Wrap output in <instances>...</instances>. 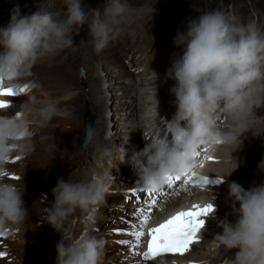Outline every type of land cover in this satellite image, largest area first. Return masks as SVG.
<instances>
[{
  "label": "clouds",
  "instance_id": "9594fccd",
  "mask_svg": "<svg viewBox=\"0 0 264 264\" xmlns=\"http://www.w3.org/2000/svg\"><path fill=\"white\" fill-rule=\"evenodd\" d=\"M65 4L61 19L56 18L57 13L43 9L31 16H21L18 6L12 10L10 23L0 28V82L14 87L20 78L30 75V69L41 58L73 46L72 33L88 22L90 13L81 0H65ZM133 12L127 0H109L103 14L98 10L91 12L89 29L98 52L115 38L119 26L130 20ZM174 43L183 47V55L173 60L166 74L176 82L170 90L177 109L172 126L186 123L187 127L183 138L175 144L156 135L146 139L149 142L145 147L129 158L138 170L139 184L147 191L159 190L170 176L192 171L201 145L241 144L231 127L221 129L217 120L225 115L239 126L254 105L264 103V32L254 20L240 23L231 12L205 11L188 21L187 31L178 32ZM56 111L55 104L48 100L39 109V115L49 120ZM94 135L95 130L89 125L85 141L91 143ZM30 136L26 120L0 116V164L12 150L26 151ZM117 152L124 154L123 162V148L104 144L90 178L73 181L61 177L52 189L54 202L47 208L45 218L62 234L56 244L55 264H101L106 241L86 233L70 235L64 225L77 210L88 213L105 202L110 173L104 169V162L114 160ZM239 166L236 160L228 177ZM258 169L264 173V160ZM228 192L235 219L218 221L222 232L214 238L226 252L222 264H264V183L245 189L233 181ZM23 196L17 185L0 178V229L28 217ZM232 250H236L234 257L228 255Z\"/></svg>",
  "mask_w": 264,
  "mask_h": 264
},
{
  "label": "bare ground",
  "instance_id": "6f19581e",
  "mask_svg": "<svg viewBox=\"0 0 264 264\" xmlns=\"http://www.w3.org/2000/svg\"><path fill=\"white\" fill-rule=\"evenodd\" d=\"M6 1L9 4V1L8 0H6ZM2 15H3V13L0 11V18ZM0 23L2 26L4 25L3 20H1ZM166 31H167V28L162 26L160 32L165 34ZM167 35L168 36H174V34L170 33V32ZM91 36H93V35L91 34ZM91 42H94V37H93V41H91ZM107 50H108L107 48H103L99 52L96 50L98 52V54L97 53L94 54V57L98 62L99 68L103 71H101L100 69H98V70H100L101 72H104L105 77L109 80L108 84L110 85V83H109L110 79H112V80L115 79L113 77L114 72L116 71V74H117L118 69H120L124 65L122 64L120 58L115 56L116 54L114 55V52L109 53V52H107ZM110 51H111V49H110ZM181 56L182 55H181L179 50L174 51V57L175 58H179ZM48 57H50L51 60L47 64H45L46 60H48V58L46 56V57L42 58L41 64L36 65V68L38 69V67H39V71L41 72V75L44 78L42 85L40 84L41 87H39V83H38V87H35L30 95H25V96L19 97V98L15 99L14 101L16 104L15 110L16 111H19V110L24 111V117L28 121H30V123L32 124L31 129L35 133L34 136L32 137V139L35 141V144L33 145L34 146L33 156L35 157V160L33 162H30L27 164V168L23 172V174H24L23 178H22V180L19 181V183L22 184L23 180L25 178L27 179V175L29 174V177H30L29 181L32 182L31 184L34 187V190L36 192H38V194L41 193L45 197V199H47V200L53 199L54 200V197L52 195V189L55 187L58 179L61 177L64 178L65 180L71 179L69 177V173L64 174V169L68 166H73L75 164V161L71 159V156L74 153L79 152V150L81 149V147L79 146V140H80L81 136L78 135V132L79 131L81 132L82 128H81V123L79 122L78 118L75 116V112H73V110H71L73 108L64 109V107H63L62 110L60 109V111H58V114L55 115V116H57V117H55V121L53 120L54 118H51V120L53 122L52 121L47 122V120H44L39 114H36V113L28 114L24 110V108L28 109L29 107H35L38 103H42V104L44 103L45 104V102L48 100H51V101L55 102L56 104H61L63 101L66 102V101L72 100V97L75 95V93H70V92H73V91H71V89L74 87V85L71 81L68 80L69 75L72 74V71L71 70L68 71V69L66 67H63L64 62H61L62 58H61V55H59V51L53 55L48 56ZM128 58H131L132 60H134V58L131 56L130 51L128 52ZM63 59H64V57H63ZM92 60L90 59V61H92ZM133 65L135 66V63H133ZM151 70H153V69H150L148 74H150V76H153V81L162 77L163 74L160 71H158V67H156V69L153 71V74L151 73ZM144 77L145 76H139V78H138V81L141 82L140 85L144 86L141 90H139L137 87V88L131 89V90L128 89L127 91H128L130 96H131V93H133L135 98L138 96V100H137L138 106H139V104H141L140 100H141V97L144 95V93L149 94V96L146 97V100H143V101H145V103H147V106L149 109L148 110L149 115L145 116V114H142L140 122L143 125H150V124L155 123L158 120V119H155V117L159 116V102H161L162 99L165 101V93H164L165 86H163V84L158 83L157 85H159L158 86L159 90H156L154 87L151 88V86H149V85L146 86L148 84V82H146L144 80L145 79ZM122 78H123L122 82L124 85H125V78L127 79V82L129 84H132V79H131L132 77L129 74L124 72V74L122 75ZM20 80H21V78L19 79V81ZM91 80H93V79H91ZM100 80H101V78H100ZM111 82L114 83V81H111ZM45 86H46V88H44ZM112 86H114V85L112 84ZM120 87L124 88L122 90V92L121 93L119 92L120 94L116 93L114 95H121L120 98L123 99L126 95V92H127L126 88H129V87H127V86L126 87L120 86ZM161 87H162V90H161ZM45 90H46V92L44 94ZM47 94H50V95H47ZM92 95H93V99H95L96 101L99 100L101 102L100 109L102 108L101 109L102 110L101 111L102 117H100V118L104 119L105 115L108 117L109 112H107V103H106L107 96L105 95V92L103 90L97 88L96 85L93 84ZM130 96H129V100H128V106L130 105L129 104ZM139 96H140V98H139ZM33 97L35 98V100L32 99ZM115 99L117 100V98H115ZM157 100H158V104H157ZM119 101H120V99H119ZM123 106H124V109L128 108L127 104L126 105L123 104ZM38 108L40 109L41 105H39ZM114 108L119 110L120 106L118 105V106H115ZM118 113H120V112H118ZM253 114H255L254 111H249V114L247 116H250ZM6 115L7 116H14V112L9 111L7 108H0V116H6ZM120 115H121V117L122 116L124 117V114L120 113ZM115 117H118V115L116 114ZM145 119L148 122H146ZM120 120H121V118H120ZM130 120H132V119H130ZM98 122H99V119L97 120L96 123L98 124ZM108 122H110V120ZM138 122H139V120H138ZM138 122L136 121V123L131 124V127L133 128L136 125H138ZM127 123H129V122H127ZM121 124H123V121H120L118 123V126L116 128L117 131L119 129L120 130L123 129V126L121 127ZM157 124H158L157 129H162L164 127L165 122L162 119V120H159ZM131 127H130V130H131ZM103 129H109V127L104 126ZM103 129L100 128V130L98 129L97 131H95V135L93 137V140H94L98 136L94 147L92 146L93 149L98 148L97 153L95 155V158H98L99 150L103 146V135L99 136L102 133ZM239 131H242V130L237 129V131H236V129H235V134L237 137L240 136L237 133ZM103 133H105V131ZM153 133H154V131L150 132L149 135L152 136ZM116 135H117V133H116ZM106 140H107V144H109V145L113 144V142H114V141H111L110 139H106ZM120 140H122V139H120ZM206 145H208V144H206ZM88 146L89 145H87L86 150H89L90 147H88ZM29 148L30 147L28 145L27 149H29ZM212 148L213 147H210L209 152L212 150ZM226 148H228V146L219 148L217 155H215V157H214L215 160L212 161V164L210 165V169L212 170L213 174L220 178L219 181H221L222 178L227 179V181H222V183H220V185L222 187L219 189V191L215 190V183H211L212 180H209L210 182L208 184H203L202 181H200L194 187H189V185H188V187H181L180 194H174L170 198L168 196H163V198H162L163 200H161V206L164 208V212L166 214H171V213L177 211L181 207L184 208L188 201L192 202V201H196V200H207L208 198H210L211 200L217 199L216 202L220 201L221 204H224L226 206V207H223V206H220L217 204L218 207H215L214 211L212 212V214L214 215V218L212 220L211 219L209 220L212 225L209 227H206L205 233L203 234L204 241L202 242V246L207 247V248H210V246H211L209 244V240H211V242H214L215 241L214 238H215L216 234L222 232V229H220L218 227V221L223 220V219L227 218L228 216L230 217V216L234 215V213L232 211L233 201L229 197V192H228V185L231 182H233L232 179H230V178H236L237 179L238 175H244L243 171L245 170V168L257 167L258 163H260V160H264L260 156H259L260 159H258V156H257L256 160L249 159L248 164L244 165V163L239 162L240 166L228 178V175L235 168L236 163L231 164L229 161H227L228 159H230V156L234 152L232 151V149H231V151L227 150L226 155H225V154H223V151ZM92 152L94 153V151H92ZM247 153H250V152H247ZM260 154H262V153H260ZM210 155H211V153H209L208 157ZM262 156L264 157V154H262ZM217 157H220L222 159V161L220 163L218 162ZM108 162L109 161H107V160L104 162V168L106 167V170L108 173H110V177H111L114 174L116 175V171L118 170V168L117 167H115V168L111 167ZM226 162H227V164H226ZM254 164H256V165L254 166ZM117 166H120L119 169L123 170L124 172H131V170H133V168H134V166L132 164L127 165L125 160L123 162L120 160V162L118 163ZM239 172H240V174H239ZM250 174H253V170H251ZM187 176H188V174L183 176L182 180H186ZM191 179H192L191 181H189V179L187 180V184H191V182L198 180L197 177H195V176L191 177ZM247 184L249 187L252 186L251 182H248ZM44 185L47 187V188L45 187L46 190H43ZM126 185H128V184H126ZM242 186L245 189L249 188V187H246L244 185H242ZM197 191H199V193ZM216 196H218V197L221 196V197L218 198ZM24 198H25L24 201H25V206H26L27 211H28V215L34 214L36 212V208L34 206H35V203L37 202L39 197L37 198V196H36L35 201H34V198L32 196L28 197L27 192H25ZM118 199H119V197H117V196H115L113 198L107 197V200L105 199V202L102 203L98 207V209H92L88 213H82V218L80 220V235L86 233L87 235L94 236L96 238H103L106 241L105 244L113 246V252H108L107 246H105L104 251H103L102 260H101L102 264H125V261H122L120 259L124 257L123 256L124 253L129 254L128 246L119 245L116 243V241L117 240L130 239L131 237L126 234L129 231V222L139 223L138 217L133 218L131 221H128L127 223L123 224L121 222V220L118 219L119 217L122 216V213L117 214L116 215L117 218H114V217L112 218L108 214V209L106 207V203H109L111 205V207H114V205H118L119 202L118 203L116 202ZM135 212H136V210L132 213V215L135 214ZM110 214L112 216H115L114 211ZM146 214H148V213L146 212ZM105 215H106V218H105L106 223L104 225H107V228L102 227ZM89 217H91V218L89 219ZM159 217H160L159 213H156V212L150 213V220L148 223V227H153L156 224L155 219L159 218ZM22 223L25 224L24 221ZM26 225L30 226L29 223H26ZM26 225H22L21 232L17 235V238L21 239L22 237H24L23 233H24V227H26ZM116 230H121V231L118 233ZM22 246H23L22 243H18L15 245V247L13 249L18 250V248H20ZM22 248L23 249L26 248V242ZM216 252H219L221 255H224V256L221 259H218V256H215L214 258L211 259V263L215 264L220 260L219 264H222V261L225 257L226 252L224 249H221L220 251H215L213 255H215ZM211 253H212V251H211ZM16 258L20 259L21 255L17 253ZM24 264H28V263L26 262Z\"/></svg>",
  "mask_w": 264,
  "mask_h": 264
},
{
  "label": "rangeland",
  "instance_id": "374dc122",
  "mask_svg": "<svg viewBox=\"0 0 264 264\" xmlns=\"http://www.w3.org/2000/svg\"><path fill=\"white\" fill-rule=\"evenodd\" d=\"M23 1H26L25 6L27 7V10L32 11V14L35 13L36 11H38L39 9H43V10L51 11L53 13H57L58 15L56 18L61 19L64 17V14L66 12L65 0H23ZM81 2H82V6L84 7V9L87 6L89 7V10L85 9L87 12L90 13L89 17H88V22L82 28H80L78 32L74 31L72 33V38L74 40V44L71 48L64 49L66 56H63L64 59H63V57L61 59V62H64L63 67H66L68 69V71L69 70L72 71V74L69 75L68 80L71 81L76 88L75 91L73 90V92H70V93H75V95L72 97V100H69L66 102L63 101L61 104H56L55 102L52 101L55 104L57 111L53 115L54 117L52 116L51 118H54L53 120L55 121V117H57L55 115L58 114V111H60V109L62 110L63 107H64V109L73 108L71 110H73V112H75V116L78 117L79 119H82L81 122H83V120H84L86 123L85 102L88 101L90 103V110L99 119L98 124H96V131L98 129L100 130V128L102 129L103 122L112 120L111 118L114 116H111V115H114L115 112H117L116 108H114V107L118 106V105L120 106V110H118V111H122V113H124V117L122 116L121 120H120V121H123V124H121V127L124 125L125 129L127 130L128 125L134 124V123H136V121L138 122V120H139L138 125H141L142 124L140 122L141 115L142 114H145V116L149 115V111H148L149 109H148L147 103H145V101H143V100H146V97H148L149 94H147V96L143 95L141 97V100H140L141 104H139V106H138V101H136L135 103H131L129 101L130 105L128 106V100H129L130 95H129L127 90L130 88H126L127 92H126V95L123 99L120 98L121 95H114L116 93L120 94L122 92V90L124 89L123 87H120V86H124V84L122 82V79H123L122 75L124 74V70H125L124 68L126 67V65L123 64L124 66L121 67L120 69H118L117 74H116V71L114 72L113 77L115 79L114 80L110 79V82H109L110 85H109L108 84L109 80L105 77L104 72H101L103 70H101L99 68L98 62L94 57V54H96V53L98 54V52L93 49V48H95L94 42H91V41H93V36H91L90 29H89V25L91 24V21H92L91 12L98 10L101 14H103V11H104L105 7L107 6L109 0H81ZM127 3L129 5V7L134 10V12L130 14V20L122 23L119 26L120 31L122 32L121 37L124 38L126 41H128V43L131 45L130 47H132L135 51L139 52V54H140L139 55L140 56L139 61H141V63L139 64L138 68L140 69L142 67V65L149 66V67H146L144 69L145 73L143 71H141V73H143V75L147 76V77L148 76L150 77V74H146L147 71H149L152 68L153 70H151V73L153 74V71L156 69V65L153 64L152 61L151 62L148 61L149 63H147V61L145 59L146 56L144 57V55H146L148 53H149V55H151V52H154L153 49L151 51L152 47H149L152 44H154L153 41H151L152 36L150 33V29L153 27L160 31L161 27L164 26L167 28L166 33L171 32L174 34V32H175L177 34L178 32H183L185 30V27H187L188 21L190 19H197L201 15L202 12L220 9V10H223L226 12H231L233 15H235L237 17L238 22H240V23H242L241 20H243L244 23H248L249 21L254 20L258 24L260 29L264 32V0H127ZM93 4H98L99 6L93 7L92 6ZM152 9H153V11H152ZM174 36H175V34H174ZM172 40H173V38L170 37L166 42V46L156 50V53L161 55L164 51H169V46H172ZM108 46H111V45H109V43H108L107 47H104V48L108 49L107 52H109V53L114 52V55L116 54L115 56H117V53L114 51V49H112L113 46H112V48L111 47L108 48ZM155 47H156V45H154V48ZM110 49H111V51H110ZM181 50L183 51V49H181ZM47 58H48V60H46L45 64H47L51 60L50 57L47 56ZM90 59L91 60L93 59V60L90 61ZM41 63H42V59H40L39 61L36 62V64H41ZM98 69H100L101 71ZM81 71L85 72L84 76H80ZM98 73H100L101 80H98V77H97ZM26 79L38 80L39 87H41L42 82L44 80L43 76L41 75V72L39 71V67H38V69L32 67L30 69V75H26ZM91 79H93V80H91ZM111 81H114V83H112ZM83 82L87 83V85H88L87 90H85V89H83V87H81V84ZM138 82H140V81H138ZM93 84H95L97 88L103 90L105 92V95L107 96V101H106L107 112H109V116H108L109 118H107V119H106V115L104 116V119L100 118V117H102L101 116V114H102L101 109L102 108L100 109L101 102L99 100L96 101L95 99H93V95H92ZM112 84L114 86H112ZM149 84H151V83H149ZM149 86H151V88L154 87L156 90H159V88H158L159 85H157V84H151ZM143 87L144 86H139L138 89L141 90ZM44 88H46V86ZM45 92H46V90L44 91V94H45ZM47 95H50V94H47ZM115 98H117V100ZM130 98H134L133 93H131ZM139 98H140V96H139ZM119 99H120V101H119ZM161 103H162V101L159 102V115H160ZM123 104H125V105L127 104V106H128L127 110L124 109ZM44 106H45V104L41 103V108ZM250 111H254L255 114L247 116L244 118V120L242 121V126L248 125L249 127H245V128L241 127L240 130H242V131L237 132L240 136H243L244 133H249V132H253L254 135L257 136L259 134V132H262L261 121L264 118V103L260 104L259 106L254 105ZM159 118H157V119H159ZM130 119H132V120H130ZM50 121H52V120L51 119L47 120V122H50ZM145 121L148 122L146 119H145ZM127 122H129V123H127ZM118 123L116 124L117 126H118ZM138 125H136V126H138ZM82 132L83 133L85 132V128L82 130ZM78 135H80V131L78 132ZM102 135L104 137L103 130L99 136H102ZM97 138H98V136L94 140L92 139V141H91L92 144L90 143L88 146V147H90L89 150H86V149L84 150V157L87 160H91V159L94 160V158H95V155L97 153L98 148L93 149V147L96 143ZM92 151H94L95 154ZM232 151H233V149H232ZM237 151H240V150L237 149ZM241 151H242V157H240L241 160L238 159L239 160L238 162L244 163V165L248 164L249 159L256 160L257 156H258V159H260L259 156L262 157V159H264V157L262 156V154H264V151L261 152V147H256V146H253V148L246 147V148H242ZM247 152H250V153H247ZM260 153H262V154H260ZM233 154L234 153H232V155ZM232 155L230 156V159L227 160L231 164L236 163L235 161L231 160V157L234 158ZM95 161H97V158ZM260 162H261V160H260ZM96 164H97V162H96ZM255 165L256 164H254V166ZM111 167H113V166H111ZM116 167L119 170L120 166H116ZM94 168L95 167L93 165H88V175L91 173L92 169H94ZM250 168H252L253 174H250V172L244 171L247 174L249 173L248 178H247V181L241 182L240 185H244L246 187H249L247 183L251 182L252 186H254L255 181H253V180L257 179L254 177L262 175V173L258 169V166L257 167H250ZM70 172L71 171H69V173ZM70 178H72V177L70 176ZM86 178H88V177L86 176ZM230 179H232V178H230ZM71 180L80 181V179L76 176L73 177V179H71ZM221 181H227V179L222 178ZM126 184H128V183H126ZM216 197H218V196H216ZM220 197L221 196H219L218 198H220ZM123 201L124 200L121 201V199L119 198L116 201L117 203L119 202L118 205H114L113 208H116L117 206H120L121 204H123ZM114 213H115V215H117V211L114 210ZM132 217L137 218V216L135 214H133ZM105 218H106V215L104 216V219ZM66 224H69V220L66 221Z\"/></svg>",
  "mask_w": 264,
  "mask_h": 264
},
{
  "label": "snow or ice",
  "instance_id": "6c2138e0",
  "mask_svg": "<svg viewBox=\"0 0 264 264\" xmlns=\"http://www.w3.org/2000/svg\"><path fill=\"white\" fill-rule=\"evenodd\" d=\"M28 91V85H24L19 88L18 92L20 94L26 93ZM18 93L12 88H5L3 83L0 82V95L2 96H16ZM9 107L8 104L0 101V108ZM19 118V115H17ZM169 128H174L170 125ZM185 135L184 132H180L176 141L178 142ZM19 159V157H16ZM8 173L0 170V177H6ZM11 179H19V177L13 176ZM180 176L168 178L167 185L172 188L176 181H179ZM200 180L203 184H208L210 181L207 177H201ZM191 181V177H189ZM211 183H222L219 180H212ZM143 192L144 190L141 189ZM163 194V193H162ZM136 196L135 193L132 194ZM149 200L145 201V204L155 205L156 199L152 197V191H148ZM137 199L140 197L136 196ZM213 206L208 204L201 208L199 205H194L191 210L179 211L162 221L161 223L148 227L150 220V215L146 214L144 208H139L136 210L135 215L139 218V223H133L131 225V230L126 234L132 239L117 240L116 243L119 245L128 246L129 254L125 256V259H129L132 256L139 257L145 262L153 261L157 257H161L165 254L181 255L183 256L186 252L190 250V246L198 242L197 235L199 231L204 227V217H207L211 212H213ZM91 217H89L90 219ZM118 233L121 230H116ZM3 235V233H0ZM145 237L147 239L145 240ZM146 243V250L141 251ZM3 255V253H0ZM139 264V262H137Z\"/></svg>",
  "mask_w": 264,
  "mask_h": 264
}]
</instances>
